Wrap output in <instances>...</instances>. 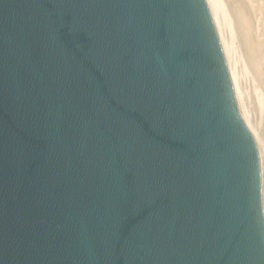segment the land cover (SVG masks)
Returning <instances> with one entry per match:
<instances>
[{
    "label": "water",
    "instance_id": "water-1",
    "mask_svg": "<svg viewBox=\"0 0 264 264\" xmlns=\"http://www.w3.org/2000/svg\"><path fill=\"white\" fill-rule=\"evenodd\" d=\"M0 264H264L211 0H0Z\"/></svg>",
    "mask_w": 264,
    "mask_h": 264
},
{
    "label": "bare ground",
    "instance_id": "bare-ground-1",
    "mask_svg": "<svg viewBox=\"0 0 264 264\" xmlns=\"http://www.w3.org/2000/svg\"><path fill=\"white\" fill-rule=\"evenodd\" d=\"M232 0H211L214 10L215 21L217 25L218 36L223 48L230 78L233 84L235 97L241 110L242 116L249 130L252 133L251 107L246 90L252 85L255 91V100L258 107L259 118L264 117V73H261L259 64L256 62V74L250 70L243 57L238 37L240 40L244 38V27L242 20L246 13L244 9L235 12V8L231 5ZM244 2L239 8L246 7L251 15V23L255 30V38L260 39V43L264 40V0H241ZM237 31H236V29ZM242 36H239L238 33ZM248 43V42H247ZM248 46L253 47L248 43ZM248 57L250 51L248 48ZM257 59V58H256ZM253 73V76H252ZM259 149L262 171V188H263V208H264V144L260 140V135L256 129V133L252 134Z\"/></svg>",
    "mask_w": 264,
    "mask_h": 264
},
{
    "label": "rangeland",
    "instance_id": "rangeland-1",
    "mask_svg": "<svg viewBox=\"0 0 264 264\" xmlns=\"http://www.w3.org/2000/svg\"><path fill=\"white\" fill-rule=\"evenodd\" d=\"M241 3L243 4L244 2H242L241 0H232L230 4L234 6L235 12H238L239 10L244 9V11L246 13L245 18L242 20L243 27H244V33H245L244 38L247 39V42L253 47V50L251 49L250 46H248V43L243 38H241L242 40H240L238 37V43L240 44L239 46L241 47L243 57L246 61L245 63L248 64L247 66L250 67V70L252 72L253 71L255 72L254 75L256 74V71H257L256 62L259 64L261 73H264V40H263V42L260 43V39L257 40L255 38V30H253V25L251 23V15L249 13L248 8H246V7H242V8L237 7L236 8V6H240ZM262 8L264 10V7H262ZM236 31H237V29H236ZM238 35L241 36L239 33H238ZM248 48L250 51L249 57H248V53H247ZM252 76H253V73H252ZM245 93L249 99L250 107H251L250 120L252 122V127H251L252 128V134H255L256 129H257L258 135H260V140H261L262 144H264V117L262 119L259 118L258 107H257V103L255 100V91H254L252 85L248 86Z\"/></svg>",
    "mask_w": 264,
    "mask_h": 264
}]
</instances>
